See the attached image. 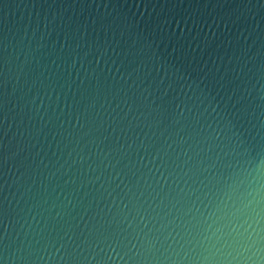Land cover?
Returning <instances> with one entry per match:
<instances>
[{"label": "water", "instance_id": "1", "mask_svg": "<svg viewBox=\"0 0 264 264\" xmlns=\"http://www.w3.org/2000/svg\"><path fill=\"white\" fill-rule=\"evenodd\" d=\"M264 167V0H0V264H191Z\"/></svg>", "mask_w": 264, "mask_h": 264}, {"label": "clouds", "instance_id": "2", "mask_svg": "<svg viewBox=\"0 0 264 264\" xmlns=\"http://www.w3.org/2000/svg\"><path fill=\"white\" fill-rule=\"evenodd\" d=\"M191 264H264V167L253 162L201 213Z\"/></svg>", "mask_w": 264, "mask_h": 264}]
</instances>
